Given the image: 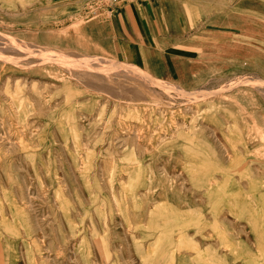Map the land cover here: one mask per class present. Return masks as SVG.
Masks as SVG:
<instances>
[{"label": "rangeland", "instance_id": "obj_1", "mask_svg": "<svg viewBox=\"0 0 264 264\" xmlns=\"http://www.w3.org/2000/svg\"><path fill=\"white\" fill-rule=\"evenodd\" d=\"M106 1L0 0V264H264V81L94 52Z\"/></svg>", "mask_w": 264, "mask_h": 264}, {"label": "crops", "instance_id": "obj_2", "mask_svg": "<svg viewBox=\"0 0 264 264\" xmlns=\"http://www.w3.org/2000/svg\"><path fill=\"white\" fill-rule=\"evenodd\" d=\"M248 1H106L107 11L87 17L80 29L94 52L127 57L187 87L218 88L244 74L264 81V20L250 14Z\"/></svg>", "mask_w": 264, "mask_h": 264}, {"label": "built area", "instance_id": "obj_3", "mask_svg": "<svg viewBox=\"0 0 264 264\" xmlns=\"http://www.w3.org/2000/svg\"><path fill=\"white\" fill-rule=\"evenodd\" d=\"M112 4H115L117 0H110Z\"/></svg>", "mask_w": 264, "mask_h": 264}, {"label": "bare ground", "instance_id": "obj_4", "mask_svg": "<svg viewBox=\"0 0 264 264\" xmlns=\"http://www.w3.org/2000/svg\"><path fill=\"white\" fill-rule=\"evenodd\" d=\"M170 215H171V214H170ZM170 215H169V216H170ZM174 220H175V218H174Z\"/></svg>", "mask_w": 264, "mask_h": 264}]
</instances>
